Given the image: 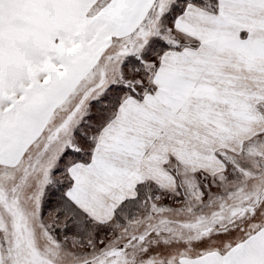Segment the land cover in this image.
Listing matches in <instances>:
<instances>
[{"label": "snow or ice", "instance_id": "snow-or-ice-1", "mask_svg": "<svg viewBox=\"0 0 264 264\" xmlns=\"http://www.w3.org/2000/svg\"><path fill=\"white\" fill-rule=\"evenodd\" d=\"M0 264H264V0H0Z\"/></svg>", "mask_w": 264, "mask_h": 264}]
</instances>
